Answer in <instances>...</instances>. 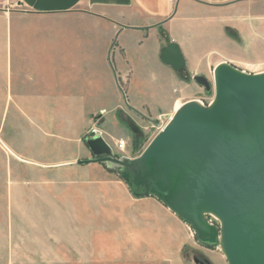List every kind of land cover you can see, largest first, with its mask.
<instances>
[{"label":"crops","instance_id":"0c3cea01","mask_svg":"<svg viewBox=\"0 0 264 264\" xmlns=\"http://www.w3.org/2000/svg\"><path fill=\"white\" fill-rule=\"evenodd\" d=\"M226 28L264 36V0H0L1 155L48 174L51 187L78 183L80 175L98 189L99 204L138 213L152 198H134L102 164L81 163L93 156L87 141L99 135L130 147L121 112L145 108L165 116L193 100L202 88L161 62V45L177 43L194 78L214 63L206 35L221 29L227 37ZM159 206L170 239L165 223L172 214Z\"/></svg>","mask_w":264,"mask_h":264},{"label":"rangeland","instance_id":"374dc122","mask_svg":"<svg viewBox=\"0 0 264 264\" xmlns=\"http://www.w3.org/2000/svg\"><path fill=\"white\" fill-rule=\"evenodd\" d=\"M235 22L240 23V19L237 17ZM224 31L227 37L221 35V29L206 35L214 63L203 76L212 83L215 65L223 60L241 72L263 74L264 36L232 28ZM168 42L165 39L161 47H167ZM175 75L198 86L189 74L188 63ZM201 88L193 100L211 105L214 91L207 93ZM172 114L153 116L145 108L124 110L118 117L132 145L119 152L110 141L113 153L121 159L139 158ZM129 121L139 128L138 133L132 132ZM2 152L0 145V264H229L219 245H202L193 229L154 197H147L153 201L141 202L138 213L132 215L131 209H123L121 204H107L106 200L99 204L98 189L90 188L80 175L78 183L51 187L45 183L52 180L51 176L30 167L21 168ZM112 191L117 201L122 200L119 190ZM89 194L92 202L85 204ZM158 204L172 214L165 223L171 230L170 239L165 238L161 227L164 211ZM117 212L122 214L116 216ZM145 214L155 215L156 222L146 221ZM205 217L220 228L214 217Z\"/></svg>","mask_w":264,"mask_h":264},{"label":"water","instance_id":"95a60500","mask_svg":"<svg viewBox=\"0 0 264 264\" xmlns=\"http://www.w3.org/2000/svg\"><path fill=\"white\" fill-rule=\"evenodd\" d=\"M161 62L180 72L186 60L170 43ZM194 81L207 93L215 82ZM214 110L189 105L135 160L118 158L101 136L87 144L94 158L118 173L137 198L154 197L189 225L202 245L220 246L229 264H264V76L223 69ZM129 128H139L129 121ZM217 214L220 228L206 215ZM213 217V216H212Z\"/></svg>","mask_w":264,"mask_h":264},{"label":"bare ground","instance_id":"6f19581e","mask_svg":"<svg viewBox=\"0 0 264 264\" xmlns=\"http://www.w3.org/2000/svg\"><path fill=\"white\" fill-rule=\"evenodd\" d=\"M223 69H229L233 72H236V73H239L241 75H247V76H256V77H260V76H264V73L263 74H258V75H250V74H247V73H244V72H241L237 69H235L234 67H232L229 63L227 62H222L221 64H219L218 66L215 67L214 69V82H215V86H216V90L214 92V100L213 102L211 103V105L209 104L208 106L204 105L203 102H196L197 100H191V101H188L186 103H178L174 109V112L173 114L171 115L170 117V121L168 122V124L164 127V128H167V127H170V126H173L176 122V119L178 117V115L180 114V112L187 106L189 105H196V106H199V107H202V108H205L206 110L208 111H212L215 109L216 105H217V102H218V79H219V74L220 72L223 70ZM212 216L218 220L219 222H221V219L220 217L211 212ZM219 241H220V248H221V251L222 253L225 255V247H224V236H223V233L220 232L219 234ZM226 257V255H225Z\"/></svg>","mask_w":264,"mask_h":264},{"label":"built area","instance_id":"2783aa9c","mask_svg":"<svg viewBox=\"0 0 264 264\" xmlns=\"http://www.w3.org/2000/svg\"><path fill=\"white\" fill-rule=\"evenodd\" d=\"M116 149L119 152H124L128 147H129V141L128 140H119L116 144H115Z\"/></svg>","mask_w":264,"mask_h":264},{"label":"trees","instance_id":"16d2710c","mask_svg":"<svg viewBox=\"0 0 264 264\" xmlns=\"http://www.w3.org/2000/svg\"><path fill=\"white\" fill-rule=\"evenodd\" d=\"M102 165H104V164H102ZM110 172H114L115 173V171L113 170V169H110V168H108L106 165H104Z\"/></svg>","mask_w":264,"mask_h":264}]
</instances>
